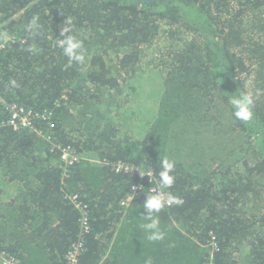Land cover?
I'll list each match as a JSON object with an SVG mask.
<instances>
[{
	"label": "trees",
	"instance_id": "1",
	"mask_svg": "<svg viewBox=\"0 0 264 264\" xmlns=\"http://www.w3.org/2000/svg\"><path fill=\"white\" fill-rule=\"evenodd\" d=\"M67 17L83 65L58 46ZM6 39L1 249L23 264H69L80 240L78 264H264V0H0ZM237 90L256 96L250 122L233 114ZM10 103L49 112L42 134L2 125ZM48 136L80 160L66 165ZM165 157L182 203L156 214L165 238L153 242V181L112 165L158 177Z\"/></svg>",
	"mask_w": 264,
	"mask_h": 264
},
{
	"label": "clouds",
	"instance_id": "2",
	"mask_svg": "<svg viewBox=\"0 0 264 264\" xmlns=\"http://www.w3.org/2000/svg\"><path fill=\"white\" fill-rule=\"evenodd\" d=\"M29 29H33L37 27V22L35 19L30 21L28 25ZM73 24L72 20L67 17L65 20L59 35L62 39L57 41L58 46L63 50V54L68 58L69 64L76 63L79 65H83L85 63V51L82 40L78 39L75 35L72 34ZM11 87H17V82L13 79L10 81ZM238 94L230 98V104L232 105L233 114L236 119L243 122H250L253 118L254 105L256 101V96L250 91L240 92L237 90ZM122 162V161H119ZM112 167L116 170L115 164ZM125 165H128L130 169L126 170H116V171H124L126 173H138L140 176L148 177L153 181V176L155 174L152 168H148L147 170H142L138 166L134 164H129L126 162ZM175 167L176 162L167 157L160 159L159 161V175L157 177L158 187L156 189L150 190V193H147L146 199L143 203V208L145 210L144 218L148 221L142 225V228L147 233V239L149 241H162L165 238V233L160 228V219L159 216L156 215L162 211L165 207H171L173 205H179L182 203L181 197L174 194L168 189H171L173 184L175 183ZM151 187L153 185L152 182ZM136 185L133 184L132 191L135 192ZM151 189V188H150ZM128 197L133 198V194H129L123 200L125 201ZM130 199V200H131ZM146 264H151V261H147Z\"/></svg>",
	"mask_w": 264,
	"mask_h": 264
},
{
	"label": "built area",
	"instance_id": "3",
	"mask_svg": "<svg viewBox=\"0 0 264 264\" xmlns=\"http://www.w3.org/2000/svg\"><path fill=\"white\" fill-rule=\"evenodd\" d=\"M8 40H4L3 42L0 41V49L4 48L7 44ZM8 110L10 112L9 118L2 122V125H8L11 126L15 130L23 129V128H33V130H36L37 132L42 134V130L36 128L35 126V119L37 118H44L49 119L50 114L49 112H33L30 109L25 108L24 106L17 104V103H10L8 104ZM50 126H54V123L50 121ZM49 140L54 143V147H57L61 150V159L66 163V165H72L75 162H78L80 160L79 154L77 155L73 150L70 148H66L65 146L60 145L59 143H56L48 136ZM116 170H128L130 167L128 165H125V163L119 162L115 164ZM151 180V179H150ZM152 181V180H151ZM158 187V181L153 176V185L151 187V191L153 189H156ZM131 197H128L123 203L129 202ZM72 200L76 205L80 208L82 212L81 217V223L83 230L88 229V217H87V211L85 208V205L78 200L77 195L72 196ZM83 250V243L80 240L77 243L73 244V248L68 252L67 254V260L69 264H78L79 259L78 256L81 254ZM0 264H23L20 259L17 257L8 254L5 252V250L1 249L0 247ZM211 264V263H210Z\"/></svg>",
	"mask_w": 264,
	"mask_h": 264
},
{
	"label": "rangeland",
	"instance_id": "4",
	"mask_svg": "<svg viewBox=\"0 0 264 264\" xmlns=\"http://www.w3.org/2000/svg\"><path fill=\"white\" fill-rule=\"evenodd\" d=\"M155 83V81H153V83L152 84H154Z\"/></svg>",
	"mask_w": 264,
	"mask_h": 264
}]
</instances>
